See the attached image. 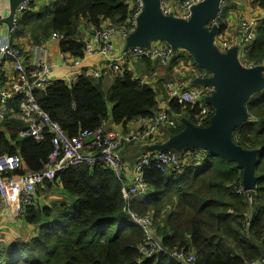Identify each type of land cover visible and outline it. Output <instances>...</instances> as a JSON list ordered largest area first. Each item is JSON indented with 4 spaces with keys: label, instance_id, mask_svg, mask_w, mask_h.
<instances>
[{
    "label": "trees",
    "instance_id": "obj_1",
    "mask_svg": "<svg viewBox=\"0 0 264 264\" xmlns=\"http://www.w3.org/2000/svg\"><path fill=\"white\" fill-rule=\"evenodd\" d=\"M250 4L262 10L263 16L257 19L254 40L243 63L262 66L264 73V0H250ZM32 6L30 0L17 16L11 38L29 34L33 44H42L58 33L64 37L59 50L74 58L82 57L87 49V41L80 36L81 21L93 28L92 34L107 25L124 27L130 14L122 0H60L38 12L32 11ZM219 25L222 33V21ZM182 54L186 52L177 50L170 62ZM141 59L151 71L157 65ZM2 74L4 80L12 77L4 71ZM102 79L92 78L84 69L70 86L58 80L32 94L40 110L68 137L94 131L108 117L125 126L158 113L157 88L141 83L125 70L113 77L104 94ZM24 99L23 94H15L0 119V157L20 158V166L9 172L11 175L42 170L52 150V135L45 130L41 141L19 134L28 128L17 116ZM201 105L204 102L180 105L170 99L166 112L174 126L162 125L148 142L163 143L182 131V118L207 126L211 115L202 121L195 117ZM246 109L249 119L233 131L232 138L244 149L259 150L255 167L258 180L250 196L237 191L242 188V171L236 163L205 151L198 167L187 162L179 171L162 172L153 164L148 166L143 172L148 190L131 202L130 211L152 219L155 234L167 250L192 251L196 264H244L264 255V89L250 97ZM57 184L66 199L49 206L27 205L24 221L37 226V232L29 240L0 246V264H137L144 234L124 210L121 184L114 171L100 161L74 165L40 188L52 189ZM140 262L177 264L162 254L143 256Z\"/></svg>",
    "mask_w": 264,
    "mask_h": 264
},
{
    "label": "built area",
    "instance_id": "obj_2",
    "mask_svg": "<svg viewBox=\"0 0 264 264\" xmlns=\"http://www.w3.org/2000/svg\"><path fill=\"white\" fill-rule=\"evenodd\" d=\"M29 1L22 0L17 6L13 25L11 27L6 25L10 32L14 29L17 16L28 7ZM122 1L131 10L127 25L122 28L108 26L97 30L92 37V40L97 43V47L87 45L86 51L80 58H74L69 54L62 53L64 60L68 61L75 69L64 79H56L52 75V63L48 58L47 49L42 44H32L33 66L27 70L23 64L21 49L12 45L8 37L0 35V64L2 62H11L13 68L12 77L4 80L3 70L0 67V118L4 115L7 101L15 94H23L25 99L20 103L19 117L28 123V128L22 131L21 134L31 135L36 141L43 139L44 130L52 135V150L48 155L45 167L40 171L11 175L9 172L20 166L19 156L4 155L0 157V212L8 206L14 216H23L26 206L33 201L36 190L44 182L53 181L57 174L70 166L94 164L100 161L116 174L121 184L122 197L127 203L124 209L128 211L131 220L143 231L144 243L139 249L141 255L137 259V264L141 263L143 256L151 257L155 254H162L177 264H196V254L192 251L184 249L167 250L155 234L152 219L147 215L138 216L130 211L128 202L132 198L145 194L148 190V186L143 179V172L151 164L162 172L168 169H178L179 171L182 169L180 167L187 162H189L188 164L195 163V165L202 163L206 152L199 148L191 147L183 149L181 153L172 150L141 151L134 164L130 184H127L124 178L127 163L121 154L122 144L146 143L151 136L157 134L161 124L174 126V120L165 111L160 112L157 116L143 119L142 126L135 132L119 133L101 125L94 131L84 130L77 136L68 137L57 123L51 121L49 116L40 110L32 94L35 90H45L46 87L53 85L58 80H63L66 84L71 85L82 73V70L86 69L81 65L83 58L88 55L102 57L115 74L125 71L122 61L130 57L157 61L159 66L169 64L175 52L169 44L164 42L152 43L148 49L132 46L116 52L112 38L118 35L125 39L133 32L137 18L143 9L142 0ZM202 1L178 0L172 2L160 0V9L165 15L187 20L190 17L191 8ZM225 3L226 0L220 2L219 13L214 20L207 24L208 28L214 24L218 25ZM255 27L256 23L254 20L241 18L239 27L237 24L235 30L237 39H229L225 35L217 34L214 37V44L223 52L230 48H236L239 62L246 67H253L244 64L243 61L254 40ZM49 39L60 42L64 37L61 34L53 33ZM89 74L95 78L100 75L97 70H90ZM205 76L201 74V77ZM166 87L168 97L174 99L180 105L198 104L201 97L208 96L213 91L210 86L188 88L181 81L170 82ZM213 111L210 105L204 103L199 111L195 112V117L202 121L210 115L212 116ZM237 191L245 192L243 188H239ZM244 264H264V255L257 260Z\"/></svg>",
    "mask_w": 264,
    "mask_h": 264
},
{
    "label": "water",
    "instance_id": "obj_3",
    "mask_svg": "<svg viewBox=\"0 0 264 264\" xmlns=\"http://www.w3.org/2000/svg\"><path fill=\"white\" fill-rule=\"evenodd\" d=\"M22 0H8V15L1 21L8 27L14 23L16 8ZM136 26L125 41L124 49L132 46L150 48L152 43L164 42L174 52L187 51L196 65L207 72L195 78L192 85L210 86L213 91L203 101L213 108L207 126L194 125L182 118L184 128L163 143L149 146L147 151L172 150L181 153L186 148H199L236 163L241 169V184L248 196L255 189L258 149H244L233 141V131L249 119L246 103L250 97L264 89L262 66L246 67L237 59L236 48L220 51L214 44L219 29L214 20L222 0H203L190 10L186 19L165 15L160 0H142Z\"/></svg>",
    "mask_w": 264,
    "mask_h": 264
},
{
    "label": "crops",
    "instance_id": "obj_4",
    "mask_svg": "<svg viewBox=\"0 0 264 264\" xmlns=\"http://www.w3.org/2000/svg\"><path fill=\"white\" fill-rule=\"evenodd\" d=\"M32 1H33L32 11L38 12L44 6H50L52 3L60 1V0H32ZM169 1L176 2L178 0H169ZM231 2L232 4L230 5L233 6L232 13L227 12L228 14H226L225 17H223V19H222V15L220 16L217 27L220 30L219 23L222 21L225 29L222 33H219L218 31L217 34L225 35L229 39H237V35L235 32L236 27H237L236 19L245 18L248 20H254L256 23L257 19L263 16V12L262 10H259L256 7H253V9L249 7L250 0H231ZM223 7H225V5ZM244 7L246 8V10H244ZM8 12H9L8 0H0V35L3 37H8L12 45L21 49L24 66L26 68H31L33 66V53L31 51L33 42L28 36L29 34H25L21 37L11 38L10 34L12 31L10 32L7 29L6 24H4L1 21L5 16L8 15ZM130 13H131V10H130ZM128 19L124 26L127 25ZM106 23H108V21L104 22L103 24L105 25ZM108 26L110 25H107L105 27H108ZM105 27H102V28H105ZM92 30L93 28L89 24H87L85 21L80 22L79 31H80L81 38L85 42L87 41V45L97 47V43H95L92 40L93 34L97 30H95L91 34ZM126 38L122 39L118 35L112 38L115 44L114 47H115L116 52H120L124 49ZM42 45L48 51V58L50 62L52 63V75L56 79H64L67 76H69L72 71L75 70L74 66H72L68 61L64 60V57L61 51L59 50V42L52 41L49 39L46 42L42 43ZM184 52H186V54H182L180 57H178L177 60H174L172 63L169 62V64L166 66H159L157 61H153V62H156L157 64L154 67L153 71H151V69L147 65L141 62L142 59L130 57L127 60L122 61L123 68L129 71L135 77L139 78L141 83L150 84L153 87L158 89V92H157L158 113L155 114V116H157L160 112L167 111V108H168L167 104L170 101V98L167 95V87H166L167 84H169L170 82L181 81L188 88H200L201 85H192L191 83L192 80H194L195 78H201V74H203V76L207 75L205 70L203 71H201L202 69L198 70L197 69L198 66L194 65L196 63L194 62L192 56L187 51H184ZM81 66L86 68L85 70L87 74H89L90 70H97L99 72L100 75L98 77L103 78L102 79L103 80V92L105 94L108 93V90L110 86L112 85L113 77L116 74H119V73H116V74L113 73L112 70L108 67L107 63H105V60L98 55L86 56L85 58H83ZM0 67L2 68L5 75L8 78H10L13 75V68H12L11 62H2L0 64ZM92 78H95V77H92ZM203 98L204 96L200 98V101L204 102ZM110 109H111V105H109L108 107L109 111ZM5 112H6V106H5ZM19 112H20V109H19ZM19 112L17 113L18 117H19ZM143 119H148V118H140L136 120H131L127 124H125V126H123L121 124L113 123L110 117H108V119L102 125L108 129H111L119 133L120 132L127 133L131 131L135 132L138 129H140V127L142 126V123L144 122ZM162 125L168 126L166 124H161L160 127ZM19 134H21V132H19ZM156 143L158 144V142ZM156 143L146 142L143 144H133V143H123L122 144L121 152H122L123 158L125 159L127 163V169L124 172V178L127 184H130L131 178L133 176V168L137 160L138 154L141 151L148 150L149 146L156 144ZM132 146H134V149ZM55 188L59 190L60 197L54 198L53 196L49 195L43 199V202L40 201L39 198H36L34 205L49 206L53 202L66 199L67 195L61 189L60 185L59 184L53 185L52 189H55ZM49 190L51 189H46L45 191H49ZM145 194L132 198L128 202L129 210L131 208V202L134 199L144 196ZM47 200H50L51 202L50 203L46 202ZM124 201H125V206H126L127 204L126 200L124 199ZM126 212L128 214V211ZM129 219L131 220L130 216H129ZM131 222L134 223L132 220ZM36 232H37V226L26 223L24 221L23 216H14L11 213L8 206L4 208L2 212H0V246L7 245L11 242H14L15 240H29L31 237L35 235Z\"/></svg>",
    "mask_w": 264,
    "mask_h": 264
},
{
    "label": "rangeland",
    "instance_id": "obj_5",
    "mask_svg": "<svg viewBox=\"0 0 264 264\" xmlns=\"http://www.w3.org/2000/svg\"><path fill=\"white\" fill-rule=\"evenodd\" d=\"M230 4H232V2H231V0H227L226 1V4H225V7L223 8L224 9V11H223V13L226 15V14H228L227 12H229V13H232V10H233V6H231ZM242 5V4H241ZM249 7H251L252 9H253V7H252V5L251 4H249ZM244 10H246V8L244 7ZM240 21H241V18H237L236 19V23L238 24V27H239V24H240ZM104 93V92H103ZM105 94V93H104ZM133 147V149H134V146H132ZM202 163H200V164H197V167L199 166V165H201ZM194 165V164H193ZM43 188H38L37 190H36V193H35V196H34V199H33V201L31 202V203H34L35 202V200H36V198H39L40 199V201H42L43 202V199L44 198H46L47 196H49V195H51V196H53L54 198H58V197H60V194H59V190L57 189V188H55V189H51V190H49V191H45V190H42ZM37 191H39V194H37L38 192ZM39 195V196H38ZM53 198V199H54ZM46 202H51L50 200H47Z\"/></svg>",
    "mask_w": 264,
    "mask_h": 264
}]
</instances>
